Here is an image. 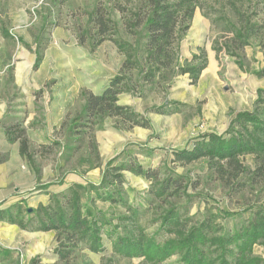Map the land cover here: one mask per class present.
Listing matches in <instances>:
<instances>
[{"label": "rangeland", "instance_id": "374dc122", "mask_svg": "<svg viewBox=\"0 0 264 264\" xmlns=\"http://www.w3.org/2000/svg\"><path fill=\"white\" fill-rule=\"evenodd\" d=\"M145 4L0 0V158L19 159L11 193L0 206L11 202L27 220L34 219L33 229L0 223V264H149L114 254L109 238L100 253L79 243L69 258L60 257L59 249L70 248L65 234L38 230L37 217L53 196L75 184L87 189L83 203L102 210L119 232L133 231L124 219L130 206L146 233L162 242L172 237L160 230L161 216L170 208L181 209L183 219H192L189 224L214 214L224 232L238 231L254 212L264 210V180L251 179L257 164L253 155L240 158L249 172L236 179L220 178L205 159H176L178 151L191 149L204 136L226 134L235 116L253 111L264 95V0H203L180 46L181 63L194 55L207 60L196 83L188 74L177 75L164 89L163 83H145L138 70L128 74V90L119 103L149 118L151 127H130L118 118L78 125L85 122L79 118L88 97L102 92L126 59L112 38L137 47L145 41L143 25L130 27ZM99 18L111 26L107 31ZM247 22L257 24L258 33L238 49L228 23ZM172 102L182 103L181 110L161 114L153 109ZM11 135L26 139V155L17 153L20 138L4 142ZM130 164L155 170L159 181L181 176V193L155 197L152 181L128 169ZM115 167L123 168L118 188L125 203L99 199L91 190ZM254 255L264 258V242L254 247ZM162 264H179V256Z\"/></svg>", "mask_w": 264, "mask_h": 264}, {"label": "trees", "instance_id": "16d2710c", "mask_svg": "<svg viewBox=\"0 0 264 264\" xmlns=\"http://www.w3.org/2000/svg\"><path fill=\"white\" fill-rule=\"evenodd\" d=\"M52 1L62 3L66 0ZM202 5L203 0H146L144 10L135 13L130 23L132 28L143 25L145 41L137 47L112 38L126 59L120 72L111 78L103 91L88 97L84 114L79 118L85 122L78 125L93 127L106 118H118L130 127H151L149 118L119 103L120 94L128 90V74L138 70L145 83H163L164 89L172 85L177 75L188 74L192 83H196L207 67V60L202 55H194L181 63L180 46L190 21ZM99 21L103 31L111 27L104 19L99 18ZM228 24L238 49L248 45L252 36L258 33L257 24L247 22L241 27ZM262 46L264 49V42ZM182 105L172 102L153 109L161 114H170L180 111ZM19 138L21 154L26 155V139L21 135L9 136L10 141ZM246 155H253L257 163L251 179L264 180V95L260 96L253 111L240 112L235 116L226 134H208L191 149L178 151L176 159L184 163L205 159L220 178L236 179L249 172L240 161ZM122 169L113 168V172L106 175L105 182L91 186L96 197L125 203L118 188L123 181ZM128 169L150 179L152 193L159 199L177 196L183 189L181 176L168 175L159 181L155 170H146L137 164H130ZM85 191L87 189L82 184H75L67 193L56 194L49 205L40 208L36 228L44 232L59 231L65 234L69 243L70 248L58 250L62 259L69 258L79 243L94 253H100L106 248L105 238H109L114 254L123 258H142L149 264H162L176 255L179 256V264H264V258L254 255V247L264 242V210L254 212L238 231L224 232L214 214L189 224L192 219H183L181 209L170 208L161 216L160 230L172 237L162 242L155 235L146 233L145 227L138 222L137 210L130 206L131 215L124 219L132 223L133 231L128 234L119 232L118 226L112 225L102 210L83 203ZM13 209H16V214ZM0 221L16 224L22 229L34 228V219L27 220L19 207L0 209Z\"/></svg>", "mask_w": 264, "mask_h": 264}, {"label": "crops", "instance_id": "0c3cea01", "mask_svg": "<svg viewBox=\"0 0 264 264\" xmlns=\"http://www.w3.org/2000/svg\"><path fill=\"white\" fill-rule=\"evenodd\" d=\"M4 139H3L4 142L9 140V136L8 138L7 136H4ZM17 153L21 155L20 148H17ZM18 163H19L18 157L15 159V162L11 158H8V159L0 158V202L5 201L11 193L9 186H11V183L13 181L12 172L15 168L18 167L17 165ZM11 205H12L11 202H6V203L4 202V205L0 206V209L11 208ZM1 222L10 224L6 221H0V223ZM10 225H13V224H10Z\"/></svg>", "mask_w": 264, "mask_h": 264}, {"label": "water", "instance_id": "95a60500", "mask_svg": "<svg viewBox=\"0 0 264 264\" xmlns=\"http://www.w3.org/2000/svg\"><path fill=\"white\" fill-rule=\"evenodd\" d=\"M29 211H32V209H29Z\"/></svg>", "mask_w": 264, "mask_h": 264}]
</instances>
